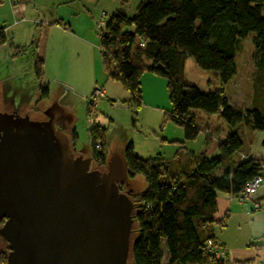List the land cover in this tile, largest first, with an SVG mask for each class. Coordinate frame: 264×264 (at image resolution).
I'll return each instance as SVG.
<instances>
[{
  "label": "trees",
  "instance_id": "16d2710c",
  "mask_svg": "<svg viewBox=\"0 0 264 264\" xmlns=\"http://www.w3.org/2000/svg\"><path fill=\"white\" fill-rule=\"evenodd\" d=\"M119 0V7L102 24L98 49L108 79L128 93V108L141 106L140 77L148 72L165 80L170 110L165 119L181 128L185 141H193L201 127L189 112L201 110L223 121L230 133L216 143L217 154L206 156L219 136V128H207L203 153L180 165L176 160L133 154L131 144L122 155L126 177L142 175L145 189L129 194L133 202L128 264H225L207 251L213 236L205 227L214 222L217 195L239 197L253 177L263 179L264 161L240 155L241 128L263 134L264 150V0ZM60 23V22H59ZM0 29V44L6 42ZM251 34L254 47L252 86L257 104L235 110L225 86L235 76V57ZM214 71L219 88L203 93L184 80V64ZM146 62H150L147 64ZM33 72L40 80L43 61L35 59ZM43 98L47 89L39 85ZM259 94V95H258ZM92 158L107 164L104 150L107 127L92 123ZM73 133L72 139H76ZM99 143V151L95 149ZM237 156L239 157L238 159ZM242 157V158H241ZM166 261L163 263V252Z\"/></svg>",
  "mask_w": 264,
  "mask_h": 264
},
{
  "label": "rangeland",
  "instance_id": "374dc122",
  "mask_svg": "<svg viewBox=\"0 0 264 264\" xmlns=\"http://www.w3.org/2000/svg\"><path fill=\"white\" fill-rule=\"evenodd\" d=\"M53 1L22 0L26 6V11L23 12L26 21L9 28L6 37L9 40L14 38L13 50L22 48L18 63L23 68L29 67L37 50L43 53L44 72L40 80H37L34 72H0V96L4 91L12 89L15 93L17 90L30 92L38 85L47 88L49 96L39 104L41 110L29 112L30 119L35 121L44 116L46 108L54 105L60 92L67 90L69 95L63 102L72 107L75 120L73 133L77 136L73 143L77 154L83 153L85 157L92 158L88 128L90 124L97 123L107 127L104 146L107 159L122 151L126 145L132 144L135 155L141 159L158 157L170 160L178 146L165 144L160 139L175 137L182 131L165 119V114L171 107L165 80L158 77V80H163L162 83L141 80V106L132 109L125 104L129 98L127 91L119 82L108 79L102 66L98 49L100 29L114 13L118 0H66L70 2L60 6H55ZM136 2L137 0L131 1L130 11ZM56 14L63 15L64 22L70 26L69 30L47 32L46 28L51 21L59 17ZM12 23V7L7 0H2L0 27L8 29ZM253 54L254 47L249 34L235 57L236 74L225 86L229 104L235 110L245 106L252 92ZM184 80L203 93L219 88L216 73L198 68L192 58L185 61ZM97 88L106 90L104 97L92 96L93 90ZM189 112L200 127L219 128V138L223 139L230 133L229 127L214 115H207L198 109H191ZM164 126L166 129L163 133ZM72 136L73 134L71 139ZM202 138L201 132L192 145H188L191 152L196 154L200 151ZM95 145L100 149L99 143ZM184 161L180 157L176 162L184 165ZM89 169L105 171L106 164L101 166L92 158ZM125 183L128 186L122 188V191L127 189L132 194L146 187L142 175H136L132 179L126 177ZM133 237L134 233L130 242ZM162 252L164 263L167 257L163 249Z\"/></svg>",
  "mask_w": 264,
  "mask_h": 264
},
{
  "label": "water",
  "instance_id": "95a60500",
  "mask_svg": "<svg viewBox=\"0 0 264 264\" xmlns=\"http://www.w3.org/2000/svg\"><path fill=\"white\" fill-rule=\"evenodd\" d=\"M45 120L0 113V215L6 264H128L133 202L122 151L105 171L74 156L72 107L58 100Z\"/></svg>",
  "mask_w": 264,
  "mask_h": 264
},
{
  "label": "crops",
  "instance_id": "0c3cea01",
  "mask_svg": "<svg viewBox=\"0 0 264 264\" xmlns=\"http://www.w3.org/2000/svg\"><path fill=\"white\" fill-rule=\"evenodd\" d=\"M1 1L2 0H0V2ZM68 2L70 1L54 0L53 4L55 6H60L66 5ZM118 7L119 0L116 9ZM24 9V11H26L25 5ZM56 15L59 17L51 21L52 23L46 28L47 32L49 33L50 30H69L70 26L68 23L64 22L63 15ZM14 26L16 27V25L11 24L8 26V29H6L5 26L0 27V29L4 28L3 34L6 38V42L4 44H0V72H33L34 61L37 58L43 61L44 72V56L43 53L38 52V50L35 52L34 58L30 62L28 68H23V66L18 63L21 52L20 49L22 48L18 49L17 47L13 50L14 38L9 40L6 37V33L9 28ZM2 49H5V51L2 52ZM158 78L153 74L145 72L141 75L140 82L144 79L150 82L162 83L163 80H158ZM38 88L39 85L38 87L35 86L30 92H28L29 90H17L13 93V89L4 91V93L0 96V112H4L9 109H16L19 111L23 110L25 112L39 111V104L48 99L49 90L46 88L47 97L39 99L40 92ZM106 93V90H104L103 97ZM68 95L67 90L60 92V97L57 99L60 106H65L63 100L67 98ZM257 103L258 102L255 100V94L252 86V92L250 93L249 100L242 108H247L252 104ZM67 105L70 106V104ZM201 128L200 133L202 132V139L204 140L206 129L211 127L206 126ZM165 129L166 126L163 128V133ZM240 131L243 139V148L240 155H242V157H252L264 161V150L261 147L263 134L246 128H241ZM196 138H198V136ZM220 140L222 139L219 137L214 140L211 147L207 150L206 156L211 157L217 154L216 143ZM160 141L165 144H175L178 146L173 157L168 161H177L180 157H182L185 159L183 162V164H185L190 161L192 155L203 153V142L200 146V151L195 154L191 152L188 147V145H192L194 140L185 141L183 133L179 135L177 134L175 137H164L160 139ZM131 146L133 151V145L131 144ZM134 152L135 151H133V154H135ZM238 158L239 157L237 156L236 159ZM254 203H257L259 207L254 208ZM216 205L217 209L214 214V222L206 226L204 231L206 235L213 236L215 248L218 251L224 252L223 259L225 264H264V172L263 182L250 200L239 201L236 196L220 193L217 195Z\"/></svg>",
  "mask_w": 264,
  "mask_h": 264
},
{
  "label": "built area",
  "instance_id": "2783aa9c",
  "mask_svg": "<svg viewBox=\"0 0 264 264\" xmlns=\"http://www.w3.org/2000/svg\"><path fill=\"white\" fill-rule=\"evenodd\" d=\"M7 1L12 7V14L14 17L12 25L25 22V19L22 16L23 11H24V5L22 3V0H7ZM103 95H104V90L102 88L94 89L92 92V96L94 98H100V97H103ZM95 149L99 151L98 145L97 146L95 145ZM262 182H263V179L260 176L253 177L249 182L245 184L241 195L238 197L239 201L250 200L252 196L256 193V191L258 190ZM253 206L254 208L259 207L257 203H254ZM206 249L208 252L213 254L215 257L223 259L224 252L218 251L215 248L211 240H207Z\"/></svg>",
  "mask_w": 264,
  "mask_h": 264
},
{
  "label": "flooded vegetation",
  "instance_id": "af4514ba",
  "mask_svg": "<svg viewBox=\"0 0 264 264\" xmlns=\"http://www.w3.org/2000/svg\"><path fill=\"white\" fill-rule=\"evenodd\" d=\"M42 98L43 97L40 94L39 99H42ZM39 110H41V109H39ZM1 113L13 114L16 117H28L29 120H31L30 119L31 117H29L30 116L29 112L25 113V112H22V111H19L16 109H9V110H6V111L1 112ZM43 120H45L44 116L41 117L39 120H35V121H43ZM70 148H71V151L75 157L79 156V155H82L83 157H85L83 155V153H81V154L76 153V150L74 149L73 139H71V138H70ZM81 152H84V151H81ZM91 154H92V151H91ZM91 160H92V158H91ZM127 186L128 185L124 182V183L118 184V189L121 193H127L128 191L130 192V190H127V189L124 192L122 191V188H125V187L127 188ZM5 221H6V217L0 215V264H6L7 255L9 253V248H8L9 243L6 241V239L4 238V236L2 234L3 233L2 228L4 226Z\"/></svg>",
  "mask_w": 264,
  "mask_h": 264
},
{
  "label": "bare ground",
  "instance_id": "6f19581e",
  "mask_svg": "<svg viewBox=\"0 0 264 264\" xmlns=\"http://www.w3.org/2000/svg\"><path fill=\"white\" fill-rule=\"evenodd\" d=\"M26 21V20H25ZM24 23V22H23ZM17 25V24H16Z\"/></svg>",
  "mask_w": 264,
  "mask_h": 264
}]
</instances>
